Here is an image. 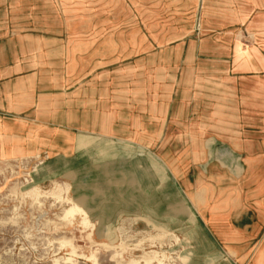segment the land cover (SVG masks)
Returning <instances> with one entry per match:
<instances>
[{
  "label": "rangeland",
  "instance_id": "1",
  "mask_svg": "<svg viewBox=\"0 0 264 264\" xmlns=\"http://www.w3.org/2000/svg\"><path fill=\"white\" fill-rule=\"evenodd\" d=\"M250 3L256 2L0 0V69L27 78L47 67L72 90L142 94L145 83L154 89L162 82L166 92L181 72L175 63L198 44L207 57L208 42H264V31H250L260 13ZM88 145L79 140V149ZM125 146L128 157L89 151L65 162L66 168L47 153L0 156V264H264L260 239L246 244L241 232L235 245L222 249L188 222L196 217L189 200L182 221L170 216V197L164 202L165 194L153 192L148 201L141 186L129 187V175L143 181V153L134 154L144 149ZM241 163L233 170L234 184L245 176ZM77 205L88 215L72 213Z\"/></svg>",
  "mask_w": 264,
  "mask_h": 264
},
{
  "label": "crops",
  "instance_id": "2",
  "mask_svg": "<svg viewBox=\"0 0 264 264\" xmlns=\"http://www.w3.org/2000/svg\"><path fill=\"white\" fill-rule=\"evenodd\" d=\"M249 1L260 11L250 31H264L259 23L264 0ZM207 46L210 56H202L204 46L198 44L177 60L181 72L170 78L173 88L166 92L162 82L154 89L145 83L142 94L72 90L47 67L27 78L0 69V156L47 153L54 163L65 164L89 151L128 157L126 144L141 146L144 152L134 155L144 158L138 175L143 181L137 184L129 175V187L141 186L148 201L153 192L165 194L164 202L170 197V216L182 221L189 200L196 217L188 222L222 249L235 245L241 232L246 244L260 239L264 248V42ZM80 139L91 145L79 149ZM241 162L245 176L234 184L233 170ZM161 217L168 218V212ZM234 249L242 255L241 248Z\"/></svg>",
  "mask_w": 264,
  "mask_h": 264
},
{
  "label": "bare ground",
  "instance_id": "3",
  "mask_svg": "<svg viewBox=\"0 0 264 264\" xmlns=\"http://www.w3.org/2000/svg\"><path fill=\"white\" fill-rule=\"evenodd\" d=\"M74 212H79V213H81L82 215H88V214L85 212V210H84L82 207H80L79 205H77L76 209L72 210V213H74ZM70 213H71V212H70ZM155 261H156V260H155ZM145 264H152V260H148V261H146ZM157 264H163V262H162L161 260H159V261H157Z\"/></svg>",
  "mask_w": 264,
  "mask_h": 264
}]
</instances>
